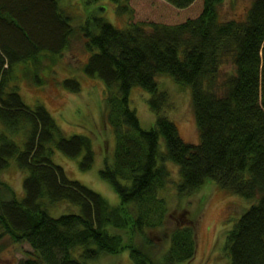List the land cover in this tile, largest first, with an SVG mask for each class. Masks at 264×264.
<instances>
[{
	"label": "trees",
	"instance_id": "1",
	"mask_svg": "<svg viewBox=\"0 0 264 264\" xmlns=\"http://www.w3.org/2000/svg\"><path fill=\"white\" fill-rule=\"evenodd\" d=\"M113 1L118 11L131 10L128 0ZM168 1L186 7L195 0ZM225 1L203 0L199 15L178 23L118 27L101 14L75 25L60 0H0V241L32 246L16 264H88L125 250L132 264L187 262L197 252L198 216L189 208L178 216L172 196L176 189L180 200L209 183L251 201L227 230V264H264V0L233 17L221 13ZM75 35L89 51L84 72L107 89L103 112L115 144L100 174L118 204L55 161L59 149L91 169V135L64 133L45 104L29 105L19 90L20 73L42 83L43 60L56 62ZM163 74L190 90L197 142L169 115ZM60 82L82 90L76 76ZM135 85L150 92V128L131 105ZM13 157L28 171L22 195L1 177ZM63 202L76 210L53 214L51 206Z\"/></svg>",
	"mask_w": 264,
	"mask_h": 264
},
{
	"label": "rangeland",
	"instance_id": "2",
	"mask_svg": "<svg viewBox=\"0 0 264 264\" xmlns=\"http://www.w3.org/2000/svg\"><path fill=\"white\" fill-rule=\"evenodd\" d=\"M251 0H226L221 6V13L233 17L248 7ZM123 3V2H122ZM203 0H195L189 6L178 7L167 0H128L130 11H118V2L113 0H99L86 2V0H60L63 8L73 14V24L85 23L88 16L101 14L118 27L127 26L132 22L159 21L178 23L188 17L199 15L203 9ZM89 51L84 47V39L74 36L72 42L63 53H57V61L43 60V68L39 69L43 78L42 83H36L31 77L20 73L18 79L19 90L24 100L31 106L37 103L45 104L56 117L60 127L66 134L87 133L91 135L96 152L95 163L89 170H82L79 165L80 158H72L59 149L55 152V161L64 165L68 173L77 179L100 191L110 203L118 204L119 194L112 184L104 180L100 174L104 159L111 158L115 137L111 126L106 122L103 109L106 103L107 89L104 81L98 76L87 75L83 65L88 59ZM55 61V60H54ZM46 65V66H45ZM231 65V64H230ZM230 65L225 67L227 71ZM66 76H76L82 84V90L72 92L60 82ZM159 81L168 92L170 106L169 115L178 125L181 135L189 140H199V129L192 104V95L188 88L182 87L173 76L163 74ZM150 92L135 85L131 90V105L136 108L141 125L150 128L155 123V113L149 105ZM0 122V128H1ZM20 141V140H18ZM22 145V144H21ZM173 174L178 178L177 167L174 164ZM28 174L21 169L16 158L10 159L7 168L1 177L7 180L19 193L24 192L23 178ZM171 184V183H170ZM168 184L164 190L171 194L172 187ZM163 191V190H162ZM172 196V208H189L198 216V244L196 255L181 264H227L229 255L225 248V237L228 228L235 219L251 203L250 200L222 189L217 184L209 183L180 200ZM168 199L169 204L171 201ZM76 206L63 202L51 206L53 214L58 215L63 211L76 210ZM79 209V207H77ZM168 224L172 220H166ZM166 229V228H165ZM158 241L162 240L157 236ZM0 241L4 247L0 251V264H16L26 257V251L32 248L28 241L16 242L8 237ZM163 240V244H164ZM164 248V245H163ZM162 252V249L160 250ZM88 264H132L129 250L117 254H108L101 260H92Z\"/></svg>",
	"mask_w": 264,
	"mask_h": 264
},
{
	"label": "bare ground",
	"instance_id": "3",
	"mask_svg": "<svg viewBox=\"0 0 264 264\" xmlns=\"http://www.w3.org/2000/svg\"><path fill=\"white\" fill-rule=\"evenodd\" d=\"M168 1V0H167ZM169 2V1H168ZM171 3V2H170ZM172 4V3H171Z\"/></svg>",
	"mask_w": 264,
	"mask_h": 264
}]
</instances>
